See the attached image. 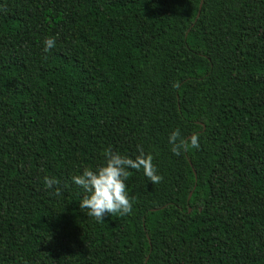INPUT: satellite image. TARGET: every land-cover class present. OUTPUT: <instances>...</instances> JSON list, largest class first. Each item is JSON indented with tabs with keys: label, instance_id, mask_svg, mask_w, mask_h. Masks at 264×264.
Here are the masks:
<instances>
[{
	"label": "trees",
	"instance_id": "obj_1",
	"mask_svg": "<svg viewBox=\"0 0 264 264\" xmlns=\"http://www.w3.org/2000/svg\"><path fill=\"white\" fill-rule=\"evenodd\" d=\"M138 146L162 181L88 215L71 177ZM0 264H264V0H0Z\"/></svg>",
	"mask_w": 264,
	"mask_h": 264
},
{
	"label": "clouds",
	"instance_id": "obj_2",
	"mask_svg": "<svg viewBox=\"0 0 264 264\" xmlns=\"http://www.w3.org/2000/svg\"><path fill=\"white\" fill-rule=\"evenodd\" d=\"M55 46V36H48L43 40L44 52H49ZM168 143L171 152L179 155L186 151L189 145L193 149L199 148L200 134L196 132L184 136L179 128H174L168 135ZM131 170L142 171L147 181L152 184L163 179L153 163L152 153L146 152L143 147H137L134 157L109 147L104 150L100 163L82 166L79 172L71 177L72 182L80 186L85 193L79 201V207L97 220H104L109 214H131L134 198L130 196L126 183ZM42 179L46 188H53L59 183L57 178L47 175Z\"/></svg>",
	"mask_w": 264,
	"mask_h": 264
},
{
	"label": "water",
	"instance_id": "obj_3",
	"mask_svg": "<svg viewBox=\"0 0 264 264\" xmlns=\"http://www.w3.org/2000/svg\"><path fill=\"white\" fill-rule=\"evenodd\" d=\"M199 14V13H198ZM191 194V193H190ZM190 197V196H189Z\"/></svg>",
	"mask_w": 264,
	"mask_h": 264
}]
</instances>
